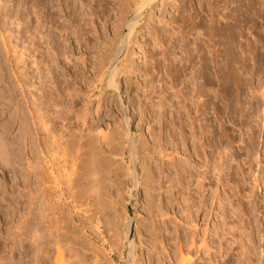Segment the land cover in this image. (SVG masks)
<instances>
[{
  "label": "rangeland",
  "instance_id": "rangeland-1",
  "mask_svg": "<svg viewBox=\"0 0 264 264\" xmlns=\"http://www.w3.org/2000/svg\"><path fill=\"white\" fill-rule=\"evenodd\" d=\"M60 1L70 9L64 8L61 13L54 10L53 20L41 28L47 12L34 7L30 0H0V74L8 76L10 86L15 85L17 103L24 104L28 119L26 125L20 123L23 116L17 118L14 107L2 118L5 123L11 117V131L4 136L10 135L14 144L9 147V157L2 152L0 155V250H15L11 252L15 264H33L29 252L35 243L36 227L41 224L33 223L37 207L47 209L52 219L65 221L69 246L65 241L59 247L67 252L66 257L69 252L74 254L70 257L75 259L74 264H264V191L260 187L258 191L255 183L257 165L264 154V0ZM232 23L238 29L232 33L233 45L228 47L216 32L235 26ZM192 35L203 38L206 44L200 54L191 50V44L189 50L182 47L183 37L190 42ZM249 35L253 39L251 51ZM2 37L9 42L10 50L2 45ZM165 53L167 62L177 68L164 61ZM7 63L9 72L5 70ZM15 67L24 71V80ZM15 78L28 82H22L28 86L23 87L24 92ZM41 125L49 131L46 133ZM104 132L109 141L100 145L101 157L106 167H114L108 168L110 172L104 168L105 176L102 173L99 178L106 183L105 190L109 188L106 191L110 196L105 198L107 205L112 202L109 209L104 203L102 209L86 200L75 201L72 195L80 196V188H85L78 185L80 190H76L73 184L68 187L72 168L64 163L61 152L63 142L73 134L87 141L88 136ZM48 133L52 135L46 149L41 142ZM36 141L43 148H37ZM221 156L224 163L218 172ZM141 164L152 173L150 193L156 207L146 200ZM34 170H39L42 180H34ZM65 175L68 180L63 179ZM203 177L207 188L198 191L196 182ZM135 182L138 185L134 186ZM230 205L237 209L235 218ZM189 219L191 223L186 224ZM155 230L164 253L158 249L156 235H151ZM43 233L37 231L36 240H47ZM6 234L15 236L14 246L8 239L12 236ZM54 245L49 247L53 257ZM147 246L158 249L156 257ZM66 257L64 264H69Z\"/></svg>",
  "mask_w": 264,
  "mask_h": 264
},
{
  "label": "bare ground",
  "instance_id": "bare-ground-1",
  "mask_svg": "<svg viewBox=\"0 0 264 264\" xmlns=\"http://www.w3.org/2000/svg\"><path fill=\"white\" fill-rule=\"evenodd\" d=\"M77 1V0H76ZM76 1L74 0L73 2L76 4ZM229 1V0H228ZM237 1H239V0H237ZM30 2L32 3V5L34 6V7H36V8H40V9H43V11H45V12H47V14L45 15V13H44V15H43V17H42V19H41V21H42V23H40V27H41V25H42V27L41 28H43V25H45V23H48L47 21H52L53 20V14L55 13V11L54 10H57L58 9V11L61 13L63 10H64V8L65 9H70V8H68V7H64V3L62 4V2L60 1V0H30ZM64 2V1H63ZM93 2H96V3H98L99 1L98 0H94ZM103 2V1H102ZM232 2V1H231ZM234 2V1H233ZM100 5H101V2H100ZM97 6V5H96ZM99 6V5H98ZM235 6V5H234ZM74 7V6H73ZM101 7V6H100ZM252 7V6H251ZM263 7H264V5H263ZM234 8H236V7H234ZM75 9H76V7H75ZM73 10H74V8H73ZM247 10V9H246ZM54 11V12H53ZM57 12V11H56ZM77 11L75 10V13H76ZM235 12V11H234ZM238 12V11H237ZM74 13V14H75ZM181 13V12H180ZM244 13V12H243ZM77 14V13H76ZM264 14V13H263ZM234 15V14H233ZM253 15V14H252ZM237 16V15H236ZM251 16V15H250ZM59 18V17H58ZM238 18V17H237ZM251 18V17H250ZM38 19H39V17H38ZM203 19V18H202ZM58 20V19H57ZM231 20H232V18H231ZM263 20H264V18H263ZM236 21V20H235ZM234 20H233V22H235ZM245 21V20H244ZM39 22H40V20H39ZM206 22V21H205ZM231 22V21H230ZM37 23H38V20H37ZM201 23V22H200ZM237 23V22H236ZM246 23V22H245ZM264 23V22H263ZM232 24H234V23H232ZM129 25V24H128ZM231 25V24H230ZM235 25V24H234ZM38 26V27H39ZM37 27V28H38ZM40 27H39V29H40ZM217 27V26H216ZM224 27V26H223ZM192 28H194V27H192ZM197 28V27H196ZM196 28H195V30H196ZM128 29V28H127ZM236 29H238L237 28V25H235V26H230V27H226L225 26V28L224 29H219V30H217V35L216 36H218L220 39H224V41H225V45H227L228 47H230L231 45H233V41H234V35H232V33H234L235 31H236ZM46 30V29H45ZM170 30V29H169ZM199 30V29H198ZM203 30V29H202ZM192 31V30H191ZM197 32V31H196ZM200 32V31H199ZM237 32V31H236ZM175 33V32H174ZM173 33V34H174ZM180 33V32H179ZM178 33V34H179ZM192 33V32H191ZM194 33V32H193ZM203 33H205V32H203ZM181 34V33H180ZM183 34V33H182ZM187 34H188V32H187ZM201 34V33H200ZM205 34H207V33H205ZM204 34V35H205ZM210 34V33H209ZM250 34V33H249ZM0 35H1V32H0ZM183 35H185L186 36V34L184 33ZM198 36H199V34H197ZM196 35V36H197ZM2 36H4L3 34H2ZM169 36V35H168ZM171 36V35H170ZM177 36V35H176ZM182 36V35H181ZM180 36V37H181ZM188 36V35H187ZM193 36V35H192ZM192 36H190V37H192ZM192 37V39L193 38H195L194 40H192L191 39V41H192V43H190V42H187V41H185V39H187V37L185 38V37H183V40H184V42L185 43H183L184 44V46H182L183 48H185V50L187 49V50H189L187 47L191 44V50L194 52V51H196V53H198V54H200L201 52H203V49L205 48V46H206V44L203 42V38H202V40L201 39H199V37L197 36V37ZM250 36V35H249ZM5 37V36H4ZM4 37H2L1 38V40H3L2 42L4 43V44H2L3 46H4V48L5 49H9L10 50V48H9V46L7 47V43H9V42H5L6 40V38H4ZM167 37V36H166ZM179 37V36H178ZM177 37V38H178ZM179 37V38H180ZM8 38V37H7ZM182 38V37H181ZM180 38V39H181ZM42 39V38H41ZM170 39H172V37L170 38ZM247 39V38H246ZM249 41L247 42L248 43V46H249V48H250V51H251V44H252V42H253V39H252V36H250L249 38ZM170 41V40H169ZM172 42H174V41H172ZM182 42V41H181ZM206 42V41H205ZM58 43V42H57ZM57 43H56V46H58L57 45ZM222 43V42H221ZM211 44H212V42H211ZM1 45V46H2ZM10 45V44H9ZM209 45V44H208ZM215 45V44H214ZM255 45V44H254ZM212 46V45H211ZM217 46H220V44H218ZM7 47V48H6ZM41 47H42V44H41ZM158 47V46H157ZM190 47V46H189ZM216 47V46H215ZM212 48V47H211ZM218 48H220V47H218ZM221 48H224V47H221ZM239 48V47H238ZM7 49V50H8ZM253 49V48H252ZM202 50V51H201ZM217 50V49H216ZM222 50V49H221ZM226 50V49H225ZM229 50V49H228ZM233 50V49H232ZM31 51V50H30ZM201 51V52H200ZM224 51V50H223ZM250 51H249V54H250ZM253 51V50H252ZM8 52V51H7ZM106 52V51H105ZM103 53V55H107L106 53ZM127 52V51H126ZM132 52V51H131ZM164 52V51H163ZM189 52H191V51H189ZM192 52V53H193ZM205 52V51H204ZM208 52V51H207ZM213 52V51H212ZM26 53V52H25ZM214 53V52H213ZM220 53V52H219ZM228 53V52H227ZM252 53V52H251ZM10 54V53H9ZM24 54V53H23ZM127 54V53H126ZM132 54V53H131ZM162 54V53H161ZM165 54H167V53H165ZM206 54V53H205ZM216 54L218 55V53L216 52ZM226 54V53H225ZM233 54V53H232ZM231 54V55H232ZM26 55V54H25ZM102 55V56H103ZM128 55V54H127ZM163 55V54H162ZM235 55V54H234ZM4 56V55H3ZM5 56H8V53H6L5 54ZM10 56V55H9ZM12 56H14V55H12ZM125 56V55H124ZM130 56V55H129ZM161 56V55H160ZM165 57H166V55H164ZM163 56V57H164ZM215 56V55H214ZM226 56V55H225ZM163 57H160L161 59L163 58ZM168 54H167V60L166 59H164V61L165 62H167L168 61ZM216 57V56H215ZM220 57V56H219ZM218 57V58H219ZM231 57V56H230ZM230 57H229V59H230ZM234 57V56H233ZM232 57V58H233ZM3 58V57H2ZM5 59L7 58V57H4ZM9 58V57H8ZM7 58V60H9ZM34 58V57H33ZM102 58V57H101ZM106 58H108L107 56H105V59ZM127 58V57H126ZM129 58V57H128ZM217 57H216V59H218ZM236 58V57H235ZM234 58V59H235ZM4 59V60H5ZM104 58H102V60H103ZM104 59V60H105ZM162 59V60H163ZM200 59V58H199ZM205 59V58H204ZM228 59V60H229ZM238 59V58H237ZM3 60V59H2ZM1 60V63H0V67H1V64H2V61ZM201 61H202V59H200ZM231 60V59H230ZM13 61V60H12ZM35 61V60H34ZM43 61V60H42ZM44 61H46L45 59H44ZM43 61V62H44ZM125 61V60H124ZM235 61V60H234ZM5 62H6V60H5ZM4 62V64L6 65V63ZM8 62V61H7ZM20 62V61H19ZM19 62H17V64L19 63ZM104 62V61H103ZM102 62V63H103ZM127 62V61H126ZM199 62V61H198ZM202 62H204V61H202ZM201 62V63H202ZM219 62V61H218ZM238 62H240V61H238ZM9 63V62H8ZM8 63H7V66L6 67H8V68H6L5 66H4V68H6L5 70H7L8 72H9V66H8ZM11 63V62H10ZM34 63V62H33ZM41 63V62H40ZM44 63H46V62H44ZM168 64H171V61H170V63L169 62H167ZM167 63H165V65L167 64ZM173 63V62H172ZM200 63V62H199ZM201 63H200V65H201ZM42 65H43V63H41ZM127 64V63H126ZM202 64H204V65H202V66H205V62L204 63H202ZM244 64V63H243ZM16 65V64H15ZM36 65V64H35ZM38 66H39V63L37 64ZM103 65V64H102ZM218 66H219V64H217ZM216 65V66H217ZM236 65H239V64H236ZM41 66V65H40ZM44 66V65H43ZM127 66H129V64H127ZM168 65H166V67H167ZM173 66H174V64H173ZM207 66V65H206ZM217 66V67H218ZM3 67V66H2ZM130 68H131V66H129ZM128 67V68H129ZM170 67H172V64L170 65ZM169 66L167 67V68H169V70H171L172 71V68H174V67H172V68H170ZM232 67V66H231ZM237 67V66H236ZM242 67H244V66H242ZM3 68V69H4ZM13 68V67H12ZM37 69H39L40 67H36ZM122 68H124V66L122 67ZM166 68V69H167ZM175 68H177L176 66H175ZM174 68V69H175ZM207 68V67H206ZM240 68V67H239ZM238 67H237V69H239ZM11 69V68H10ZM18 68H16L15 67V71L17 70ZM202 69V68H201ZM204 69H205V67H204ZM235 69V68H234ZM241 69V68H240ZM131 70H132V68H131ZM199 70H200V68H199ZM217 70V69H216ZM219 71V73L221 72L220 71V66H219V69H218ZM232 70V69H231ZM244 70V69H243ZM7 71H5V73H8ZM13 71V70H12ZM20 71L21 70H17V73H19L20 75H18L19 77H21V78H23L22 76L24 75V73H23V75H21L22 74V71H21V73H20ZM128 71V70H127ZM167 71V70H166ZM175 71V70H174ZM205 71V70H204ZM203 71V72H204ZM238 71V70H237ZM241 71V70H240ZM2 71H1V69H0V73H1ZM14 72V71H13ZM24 72V71H23ZM38 72H40V71H38ZM42 72V71H41ZM128 72H132V71H128ZM170 72V71H169ZM168 72V73H169ZM217 72V71H216ZM246 72V71H245ZM3 73V72H2ZM4 73V74H5ZM16 73V72H15ZM125 73H126V71H125ZM167 73V72H166ZM172 73H173V71H172ZM201 73V72H200ZM230 73V72H229ZM237 73V72H236ZM239 73V72H238ZM243 73H244V71H243ZM40 74V73H39ZM206 74V73H205ZM225 74V73H224ZM223 74V75H224ZM6 75V74H5ZM5 75H2V74H0V85L3 87L4 86V89L3 90H1L0 89V128L1 127H3V128H1V129H3L2 130V135L0 136V147L2 148H0V155H1V152L4 154V155H6V156H10L11 154H10V152H9V147H10V145L11 146H13V142H11L10 141V139L8 138V136H10V135H5L4 136V134L5 133H7L9 130L11 131V129H10V125L12 124L11 123V120H10V118L11 117H9V119L4 123V121L2 120V118H3V116L5 115V112H7V110L10 108V107H14V113H15V116L17 117V118H19V119H21V116H23V118L22 119H24V120H21V121H19L20 123L21 122H24V124L26 125V122L28 121V119H27V115H26V113H27V110L25 109V107H24V104L23 105H20L19 106V104L17 103L18 101H17V95H15V91H13V88H14V84L13 85H11L10 86V83H8L7 82V77L5 76ZM8 75V74H7ZM201 75V74H200ZM203 75V74H202ZM222 75V76H223ZM10 76V75H9ZM42 77H43V75H41ZM40 76V77H41ZM26 77V76H25ZM204 79L206 78V77H204V76H202ZM237 77V76H236ZM202 78V79H203ZM15 79H18V78H15ZM20 79V78H19ZM18 79V80H19ZM26 79V78H25ZM233 79V78H232ZM17 80V82H19L20 84H19V86H20V88H23V87H27L28 88V86L26 85V86H23L24 84V82H25V84H27L28 82L27 81H23L24 80V78H23V80H21L22 82H20V80L18 81ZM40 80H42L41 78H40ZM39 80V81H40ZM206 80V79H205ZM204 80V81H205ZM230 80H231V78H230ZM204 81H203V83H204ZM222 81V80H221ZM236 81V80H235ZM9 82H11V81H9ZM227 82H228V80H227ZM22 83V84H21ZM219 83V82H218ZM224 83V82H223ZM222 83V84H223ZM237 83V82H236ZM205 84V83H204ZM204 84H202V85H204ZM17 85H18V83H17ZM206 85V84H205ZM204 85V86H205ZM219 85V84H218ZM226 85V84H225ZM239 85L240 84H238V87H239ZM200 86H201V84H200ZM235 86H236V84H235ZM202 87V86H201ZM237 87V88H238ZM236 88V87H235ZM236 88V89H237ZM26 89V88H25ZM225 89V88H224ZM238 90V89H237ZM176 91V90H175ZM22 92H24V88H23V90H22ZM202 92H203V89H202ZM198 93V92H197ZM174 94V93H173ZM181 96H183V95H181ZM197 96H198V94H197ZM201 96V95H200ZM185 97V96H184ZM199 97V96H198ZM202 97H203V95H202ZM171 98H173V95L171 96ZM182 98V97H181ZM199 98H201V97H199ZM167 98H166V96H165V100H166ZM175 99V98H174ZM177 99H179L178 98V96H177ZM177 101V100H176ZM175 101V102H176ZM201 102V101H200ZM183 103V102H182ZM26 106V105H25ZM202 107V106H201ZM200 107V108H201ZM182 108H185V106L183 105L182 106ZM198 108V107H197ZM179 109V108H178ZM174 110V109H173ZM188 110V109H187ZM248 110V109H247ZM197 112H198V110H196ZM249 111H250V109H249ZM179 112V111H178ZM189 112V111H188ZM187 112V113H188ZM8 113H10V112H8ZM176 113V112H175ZM251 113V112H250ZM249 114V113H248ZM14 115V114H13ZM179 115V114H178ZM177 115V116H178ZM183 115V114H182ZM11 116V115H10ZM14 116V117H15ZM180 116V115H179ZM29 117V116H28ZM183 117V116H182ZM248 117V116H247ZM13 118V117H12ZM177 118V117H176ZM180 119V118H179ZM2 121H3V123L4 124H2ZM245 121V120H244ZM10 124V125H9ZM23 124V123H22ZM22 125L24 128H23V135H25L26 137H27V132H26V129H25V125ZM250 124V123H249ZM3 125V126H2ZM248 125V124H247ZM41 126H43V125H41ZM44 127V126H43ZM42 127V128H43ZM248 127H250V126H248ZM44 129H45V131H46V133H47V127L45 126L44 127ZM248 129V128H247ZM246 129V130H247ZM252 129V128H251ZM22 130V129H21ZM43 130V129H42ZM253 130V129H252ZM49 131V130H48ZM1 132V131H0ZM101 132V131H100ZM8 133H10V132H8ZM98 134H100V133H98ZM97 134V135H98ZM101 134H103V133H101ZM100 134V135H101ZM16 135V134H15ZM14 135V136H15ZM52 134H50V133H48L47 134V137L46 138H42L44 141V143L43 142H41V145L42 146H44L46 149L48 148V146L46 147V143L48 142V140L50 139V136H51ZM106 134H105V132H104V135H101V136H94V137H92V136H88V137H90L89 138V140H87L86 141V139L83 137V136H81V135H79V136H77V135H71L68 139H66L67 141H64L63 143H64V147L62 148V150H61V152H62V160H65L64 161V163H68L69 164V166H71L70 168H72V171L70 170V175H69V171H67L66 173L69 175L68 177H72L71 179H72V181H70L69 180V182L68 183H71V184H69L68 185V187H70L72 184V186L71 187H73V186H77V188H76V190L77 189H79L78 187L80 186V187H84L85 189L83 190L82 188H80L79 190H80V193H79V195L80 196H76L75 195V193H74V195H72V197L73 198H75V199H73V200H75V201H78L79 199L81 200V201H83V200H86V202H90V204H91V206L92 205H94L95 207H97V206H101L102 205V203H104L103 205H107V199L109 198V194L107 193V189H109V188H106V190H105V187H106V185H104V184H106V183H104L103 181H101V179L99 178L100 177V174H102V173H104V171H105V169L104 168H107V170H109L108 168H111V164H109L110 165V167H106L107 165L105 164L106 162H104L105 160H104V158H102L101 157V152L103 153V151H101V146L100 145H104L107 141H109V139H108V135L107 136H105ZM24 136V137H25ZM23 137V138H24ZM11 138V137H10ZM22 138V137H21ZM17 139V138H16ZM53 139V138H52ZM249 139H250V141H251V143H252V141H253V137H252V134L250 135V137H249ZM15 140V139H14ZM21 140V139H20ZM36 140V139H35ZM54 140V139H53ZM9 141V142H8ZM24 141H25V138H24ZM52 141V140H51ZM96 141H100V142H97V143H94V142H96ZM19 142V141H18ZM26 142V141H25ZM55 142V141H54ZM20 143V142H19ZM9 144V145H8ZM17 144V143H16ZM54 144V143H53ZM109 144V143H108ZM40 144H37V141H36V147L37 148H41L42 146H41ZM51 145V144H50ZM63 145V144H62ZM62 145H61V147H62ZM107 145V144H106ZM21 146V145H20ZM201 148H202V146H200ZM12 148V147H11ZM43 148V147H42ZM44 148V149H45ZM103 148V147H102ZM141 148H143V147H141ZM145 148V147H144ZM60 149V148H59ZM11 150V149H10ZM139 150H140V148H139ZM141 150H143V149H141ZM47 151V150H46ZM31 152V151H30ZM48 152V151H47ZM15 153V152H14ZM21 153V152H20ZM60 153V152H59ZM105 153V152H104ZM196 153V152H195ZM197 154V153H196ZM14 155V154H13ZM105 155V154H104ZM221 155V154H220ZM6 156H4V157H6ZM99 156L101 157V158H99ZM108 157V156H107ZM106 157V158H107ZM218 157H219V155H218ZM217 157V158H218ZM64 158V159H63ZM66 158V159H65ZM221 158H222V156L220 157V158H218V159H220V166L217 168L218 169V172H221V170H222V168H221V166L223 165V163L224 162H222L221 161ZM5 159H8V158H5ZM18 160V159H17ZM260 160V162L262 163V166H261V163H259V166L257 165V178L255 179V183H257V186L256 187H258V191H259V187L260 188H262L263 189V191H264V154H263V156H262V160L261 159H259ZM9 161V160H8ZM11 161H14L13 159L11 160ZM29 161V160H28ZM31 161V160H30ZM29 161V162H30ZM6 162V161H5ZM17 163H18V161H16ZM29 162H28V164H29ZM104 162V163H103ZM144 162V161H143ZM145 163V162H144ZM257 163V162H256ZM7 164V163H6ZM30 164H34V163H30ZM71 164V165H70ZM258 164V163H257ZM16 165V164H15ZM14 165V166H15ZM66 165V164H65ZM144 165V164H143ZM34 166V165H33ZM69 166H66V167H69ZM117 166V165H116ZM141 166H142V164H141ZM21 167V166H20ZM32 167V166H31ZM112 167H114V166H112ZM118 167V166H117ZM14 168V167H13ZM70 168H67V169H70ZM210 168V167H209ZM12 169V168H11ZM17 169H19V168H17ZM33 169V168H32ZM34 169L36 170V167H34ZM38 169V168H37ZM112 169V168H111ZM113 169H115V168H113ZM117 169V168H116ZM216 169V168H215ZM14 170V169H13ZM33 171V172H35V178H34V180L36 179V180H38L39 181V178L41 179L43 176L40 174V172H38V171ZM106 170V171H107ZM116 171V170H115ZM18 172H19V170H18ZM109 172H110V170H109ZM109 172H107L108 174H109ZM21 173V172H20ZM65 173V172H64ZM33 174V173H32ZM66 174V175H67ZM114 174V173H113ZM142 175H141V181H142V184H143V187H146V190H147V192H146V200H148V204L149 203H151V205L153 204V198H152V195H151V193H150V189H152V183H153V179H152V173H151V171L150 170H148V168H146V166L144 165V166H142V173H141ZM18 175V174H17ZM66 175H65V177H63V179L65 178V179H67L68 180V178H66ZM110 175H112L111 173H110ZM14 176V175H13ZM104 176H105V173H104ZM106 176H109V175H106ZM115 177H116V175H114ZM189 176V175H188ZM101 177H103V174H102V176ZM109 177H111V176H109ZM118 177V176H117ZM116 177V178H117ZM13 178V177H12ZM107 178V177H106ZM112 178V177H111ZM206 177H203L202 178V180L201 179H199L198 180V182H196L197 184V186H196V189H198V191L200 190V191H205V189L207 188L206 187V183H205V181H206V179H205ZM42 180V179H41ZM66 180V181H67ZM106 180V179H105ZM201 180V181H200ZM61 181V180H60ZM63 181V180H62ZM116 181V180H115ZM120 181V180H119ZM42 182V181H41ZM68 183H64V184H68ZM122 183V182H121ZM120 183V184H121ZM62 184V183H61ZM103 186H102V185ZM35 185V184H34ZM36 185H37V182H36ZM41 185H43V184H41ZM79 185V186H78ZM111 185V184H110ZM136 185H138V183H136L135 182V184H134V186H136ZM13 186V185H12ZM39 187V186H38ZM70 187V188H71ZM36 188V187H35ZM72 189H74V188H72ZM121 189V188H120ZM71 190V189H70ZM5 191V190H4ZM37 191V190H36ZM67 191V190H66ZM74 192H75V190H73ZM73 191H71V192H73ZM118 191V190H117ZM123 191V190H122ZM67 192H69V191H67ZM77 192V191H76ZM111 192V191H110ZM78 193V192H77ZM67 194H70V192L69 193H67ZM119 194V193H118ZM71 195V194H70ZM129 196V195H128ZM3 197V196H2ZM108 197V198H107ZM250 197V196H249ZM252 197V196H251ZM7 198V197H6ZM10 198V197H9ZM105 198H107V199H105ZM114 198V197H113ZM119 198V197H118ZM123 198V197H122ZM129 198V197H128ZM185 198H186V196H185ZM184 199V198H183ZM13 200V199H12ZM11 200V201H12ZM88 200V201H87ZM106 200V201H105ZM112 200V199H111ZM155 200V199H154ZM171 200V199H170ZM121 201V200H120ZM7 202V201H6ZM84 203H85V201H83ZM83 202H81L82 204H83ZM155 202V201H154ZM13 203L15 204V202H12V204L11 205H13ZM77 203V202H76ZM79 204H80V201L78 202ZM109 203L111 204L112 202L110 201V202H108V205H109ZM114 203V202H113ZM177 203V202H176ZM178 203H179V200H178ZM82 204H80V206L82 205ZM117 204V203H116ZM118 204H119V202H118ZM147 204V205H148ZM156 204V203H155ZM11 205H9L11 208L13 207V206H11ZM16 205V204H15ZM35 205V204H34ZM76 205V204H75ZM107 205V208L109 207ZM112 205H114V204H112ZM154 205V204H153ZM187 205V204H186ZM221 205V204H220ZM8 206V207H9ZM83 206V205H82ZM93 206V207H94ZM114 206H116V205H114ZM156 206H157V204H156ZM155 205H154V207H156ZM188 206V205H187ZM231 206V205H230ZM240 206V205H239ZM102 207V209H104V207L105 206H101ZM110 207H112V206H110ZM147 207H149V210H150V206H147ZM159 207V206H158ZM157 207V208H158ZM180 207V206H179ZM222 207H223V205H222ZM11 208H10V210H11ZM14 208V207H13ZM42 208V207H41ZM46 208V207H45ZM89 208V207H88ZM113 208V207H112ZM151 208H152V206H151ZM230 208V207H229ZM14 209H16V208H14ZM84 209V208H83ZM109 209V208H108ZM154 209V208H153ZM152 209V211H154ZM159 209H160V207H159ZM52 210V209H51ZM50 209H49V211H51ZM64 210V209H63ZM63 210H61V211H63ZM105 210H106V208H105ZM113 210V209H112ZM157 210V212H160V211H158V209H156ZM156 210H155V212H156ZM237 209L235 208V207H233V206H231V211H232V213L234 214L235 213V211H236ZM15 211V210H14ZM55 211V210H54ZM58 211H60V210H58ZM65 211V210H64ZM63 211V212H64ZM93 211H95V210H93ZM151 211V210H150ZM183 211H185V210H183ZM239 211V210H238ZM13 212V211H12ZM34 212H36V215H34L33 216V220H36V222H33V223H36V225H37V223L38 222H40V223H38V224H40V225H37L38 227H39V229H38V227H36L37 228V230H36V232H35V234L37 233V231H43L44 233L43 234H45L44 236H46L48 239L46 240L45 238H43V239H39L40 241H42V242H40V241H38V240H36V238H37V236H35V234H34V236H33V238H34V245H33V243H32V245H33V248H31V250H30V252H29V256H30V254L32 255L31 256V259H32V262H33V264H64L65 263V257L67 256V255H65L66 253L64 252L63 253V251L62 250H60L61 249V247H59L60 246V244L61 243H64L66 240L68 241V238L66 237V235L67 236H69L68 234H66L67 233V230H65V226H64V222H62V221H59L57 218L56 219H52V216H48V213L49 212H47V209H46V211H45V209L44 210H41V209H38L37 207H35L34 208ZM57 212V211H56ZM106 212H107V210H106ZM188 212H190V211H188ZM14 213V212H13ZM51 213L52 212H50V215H51ZM80 213V212H79ZM93 213V212H92ZM91 213V214H92ZM154 212H152V214H153ZM160 213H162L163 214V212H160ZM167 213V212H166ZM184 213V212H183ZM10 214H12V213H10ZM58 214V213H57ZM63 214H65V213H63ZM76 214H78V212L76 213ZM86 214V213H85ZM110 214V213H109ZM151 214V213H150ZM155 215H156V213H154ZM159 214V213H158ZM157 214V215H158ZM162 214H159L158 216H163ZM185 214H186V212H185ZM236 214L237 213H235V215H233L234 216V218H235V216H236ZM241 214V213H240ZM8 215V214H7ZM60 215V214H59ZM95 215V214H94ZM183 215V214H182ZM188 215H190V214H188ZM10 216H12V215H10ZM58 216V215H57ZM109 216V215H108ZM153 216V215H152ZM186 215H184V217H185ZM55 217V216H54ZM60 217V216H59ZM58 217V218H59ZM63 217H65V216H63ZM86 217V216H85ZM96 217V219H97V216H95ZM155 217H157V216H155ZM237 217H238V215H237ZM60 218H62V216L60 217ZM59 218V219H60ZM91 218V217H90ZM94 218V217H93ZM92 218V219H93ZM108 218V217H107ZM106 218V219H107ZM65 219H67L66 217L64 218V220ZM83 219V218H82ZM95 219V220H96ZM61 220V219H60ZM80 220V219H79ZM108 220V219H107ZM184 220H185V218H184ZM187 220V219H186ZM38 221V222H37ZM68 221V220H67ZM83 221V220H82ZM98 221V220H97ZM188 221V220H187ZM191 220L189 219V223L187 222L186 224H190L191 222H190ZM170 222V221H169ZM177 222V221H176ZM30 223H32V222H30ZM84 223H85V221H84ZM91 223V222H90ZM157 223V222H156ZM175 223V222H174ZM69 223H67V225H68ZM86 224V223H85ZM98 224V223H97ZM100 224V223H99ZM160 224V223H159ZM171 224V223H170ZM29 225V224H28ZM32 225V224H31ZM89 225V224H88ZM107 225V224H106ZM156 225H158V223L156 224ZM172 225H173V223H172ZM33 226V225H32ZM155 226V225H154ZM191 226V225H190ZM70 227V226H69ZM107 227V226H106ZM159 228V227H158ZM173 229H174V227H172ZM26 229V228H25ZM67 229V228H66ZM69 229V228H68ZM154 229V228H153ZM159 229H161V228H159ZM159 229H156V230H159ZM23 230V229H22ZM27 230V229H26ZM156 230H155V233L153 232V231H151V232H153V234H151V235H156ZM30 231V230H29ZM160 231V230H159ZM175 231V230H174ZM190 231V230H189ZM27 232V231H26ZM31 232V231H30ZM161 232V231H160ZM159 232V233H160ZM29 233V232H28ZM32 233V232H31ZM25 234V233H24ZM30 234V233H29ZM71 234V233H70ZM149 234V233H148ZM148 234H146L147 236V238H151L152 236H148ZM145 235V234H144ZM150 235V234H149ZM154 235V236H155ZM159 235H161V234H159ZM6 236H12V235H7L6 234ZM14 236V235H13ZM13 236L12 237H8V239L10 238V239H12L13 238ZM19 236H20V234H19ZM18 236V237H19ZM23 236V235H22ZM21 236V237H22ZM26 236V235H25ZM43 236V237H44ZM143 236V235H142ZM157 236H158V234L156 235V241H157ZM31 237V236H30ZM36 237V238H35ZM40 237V236H39ZM38 237V238H39ZM160 237V236H159ZM14 238H15V236H14ZM41 238V237H40ZM67 238V239H66ZM71 238V237H70ZM154 237H152V239L151 240H153V243H155L156 241H154L155 240V238L153 239ZM170 238V237H169ZM173 238V237H172ZM187 238V237H186ZM5 239H6V237H5ZM9 239V240H10ZM19 239V238H18ZM22 238H20L19 240H21ZM66 239V240H65ZM72 239V238H71ZM141 239V238H140ZM163 239V238H162ZM162 239H160V240H162ZM189 239H190V237H189ZM188 239V240H189ZM18 240V241H19ZM31 240H33V239H31ZM36 240V241H35ZM159 240V239H158ZM164 240V239H163ZM181 240V239H180ZM192 240V239H191ZM6 241V240H5ZM67 241H66V244H67ZM179 241V240H178ZM10 242L12 243V245L14 246V244L17 242L16 241V239H12V241L10 240ZM158 242V241H157ZM156 242V244H159V242L157 243ZM165 242V241H164ZM179 242H181V241H179ZM19 243H20V241H19ZM53 243L56 245H54V249L56 250V251H54L55 252V254H54V257L52 256V255H50V252H51V250L49 251V247H50V245L52 244L53 245ZM68 243H70V240H69V242ZM152 243V242H151ZM162 243V242H161ZM159 244L160 246L158 247L156 244V246L155 247H158V249H160L161 248V245L162 244ZM176 243H178V242H176ZM191 243H193V240L191 241ZM5 244V243H4ZM9 244V243H8ZM18 244V243H17ZM66 244H62V245H64V246H66ZM74 244V243H73ZM139 244H142V246H143V243H141V241H139ZM145 244V243H144ZM147 244V243H146ZM170 244V243H169ZM168 244V245H169ZM178 244H180V243H178ZM9 245H11V244H9ZM31 245V246H32ZM68 246H69V244H67ZM70 245H71V243H70ZM137 245V244H136ZM148 245H151L150 243L148 244ZM154 245V244H153ZM152 245V246H153ZM172 245H175V243L174 244H172ZM73 246V245H72ZM141 246V245H140ZM162 246H164V245H162ZM177 246V245H176ZM175 246V247H176ZM53 247V246H52ZM146 247V246H145ZM151 247V246H150ZM154 247V246H153ZM178 247V246H177ZM64 248V247H63ZM62 248V249H63ZM68 248V247H67ZM70 249H74L73 247L71 248V246L69 247ZM147 248H149L148 246H147ZM152 248V247H151ZM172 248H173V246H172ZM8 249H11V246H10V248H8ZM158 249H151L152 251H154V255H155V257H156V252H155V250H158ZM13 250V249H12ZM12 250L10 251V253L9 252H6V251H8V250H6V251H4V250H0V264H15V262H14V256L15 255H12L13 254V252L15 251V250H13V252H12ZM53 250V249H52ZM149 250H150V248H149ZM150 250V251H151ZM161 250H162V248H161ZM163 250H164V248H163ZM163 250H162V253H164L163 252ZM75 251H76V249H75ZM149 251V252H150ZM160 251V250H159ZM165 252H166V250H164ZM11 252H12V254H11ZM158 252V251H157ZM168 252V251H167ZM175 252V251H174ZM173 252V253H174ZM53 253V252H52ZM71 253H75V252H71ZM78 253V252H77ZM80 253V252H79ZM159 253V252H158ZM161 252H160V255H163ZM172 253V254H173ZM69 254V256L68 257H66V259L67 258H69L70 260V262L68 261V263L70 264V263H73V262H75L74 260H73V258L71 259L70 257L73 255L74 256V254H71L70 255V252L68 253ZM168 254V253H167ZM8 255V256H7ZM23 255V254H22ZM75 255H76V253H75ZM150 255V254H149ZM159 255V254H158ZM159 255V256H160ZM166 255V254H165ZM52 256V257H51ZM184 256V255H183ZM22 257V256H21ZM34 257V258H33ZM77 257H79V256H77ZM76 257V258H77ZM81 257H82V255H81ZM161 257V256H160ZM163 257V256H162ZM167 257V256H166ZM176 257V256H175ZM51 258V259H50ZM52 258H53V260H52ZM75 258V257H74ZM83 258V257H82ZM142 258V257H141ZM149 258V257H148ZM147 258V259H148ZM152 258V257H151ZM151 258H150V261H151V263L153 262L152 260H151ZM169 258V257H168ZM167 258V259H168ZM183 258V257H182ZM157 259H159V257L157 258ZM156 259V260H157ZM163 259V258H162ZM166 259V258H165ZM165 259H163V260H165ZM51 260V261H50ZM73 260V261H72ZM136 260V259H135ZM170 260V262L171 261H174L173 259L171 260V258L169 259ZM182 260V259H181ZM184 260H185V258H184ZM184 260H182V261H184ZM187 261H189V259H186ZM186 260H185V262H186ZM19 261H22V260H19ZM72 261V262H71ZM142 261V260H141ZM148 261H149V259H148ZM159 261H161V258H160V260ZM23 262V261H22ZM138 262V261H137ZM140 262V261H139ZM164 262V261H163ZM181 262V261H180ZM179 262V263H180ZM190 262V261H189ZM154 263V262H153ZM16 264H19V263H16ZM74 264V263H73ZM75 264H77V263H75ZM140 264V263H139ZM148 264H150V263H148ZM155 264H157V263H155ZM158 264H161L160 262L158 263ZM172 264V263H171ZM182 264H183V262H182Z\"/></svg>",
  "mask_w": 264,
  "mask_h": 264
}]
</instances>
